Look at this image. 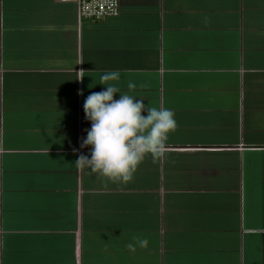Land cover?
Returning a JSON list of instances; mask_svg holds the SVG:
<instances>
[{
    "label": "crops",
    "instance_id": "1",
    "mask_svg": "<svg viewBox=\"0 0 264 264\" xmlns=\"http://www.w3.org/2000/svg\"><path fill=\"white\" fill-rule=\"evenodd\" d=\"M106 71L176 121L123 185L75 164ZM0 264H264V0H0Z\"/></svg>",
    "mask_w": 264,
    "mask_h": 264
},
{
    "label": "clouds",
    "instance_id": "2",
    "mask_svg": "<svg viewBox=\"0 0 264 264\" xmlns=\"http://www.w3.org/2000/svg\"><path fill=\"white\" fill-rule=\"evenodd\" d=\"M120 76L119 71L104 72L98 83L103 90L85 98L83 114L90 127L80 148L90 151L88 155H79L75 164L103 181L123 185L133 179L138 165L146 157L155 161L165 156L169 134L175 131L176 121L172 110L145 107L143 99L129 94L136 87L134 83L129 82L128 92H122ZM77 94L83 95L82 92ZM117 94L118 99H114ZM147 246V239L134 238L126 248L134 254L137 248Z\"/></svg>",
    "mask_w": 264,
    "mask_h": 264
},
{
    "label": "built area",
    "instance_id": "3",
    "mask_svg": "<svg viewBox=\"0 0 264 264\" xmlns=\"http://www.w3.org/2000/svg\"><path fill=\"white\" fill-rule=\"evenodd\" d=\"M68 1V0H60ZM77 19H102L118 15V0H74Z\"/></svg>",
    "mask_w": 264,
    "mask_h": 264
}]
</instances>
